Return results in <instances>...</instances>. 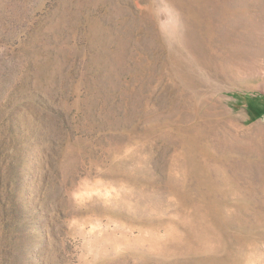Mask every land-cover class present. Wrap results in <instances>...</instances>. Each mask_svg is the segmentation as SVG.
Returning a JSON list of instances; mask_svg holds the SVG:
<instances>
[{
  "label": "rangeland",
  "instance_id": "374dc122",
  "mask_svg": "<svg viewBox=\"0 0 264 264\" xmlns=\"http://www.w3.org/2000/svg\"><path fill=\"white\" fill-rule=\"evenodd\" d=\"M264 0H0V264H264Z\"/></svg>",
  "mask_w": 264,
  "mask_h": 264
},
{
  "label": "trees",
  "instance_id": "16d2710c",
  "mask_svg": "<svg viewBox=\"0 0 264 264\" xmlns=\"http://www.w3.org/2000/svg\"><path fill=\"white\" fill-rule=\"evenodd\" d=\"M237 98H239L240 103L243 102L246 105L251 114H255V116L264 114V95L254 97L237 96Z\"/></svg>",
  "mask_w": 264,
  "mask_h": 264
}]
</instances>
